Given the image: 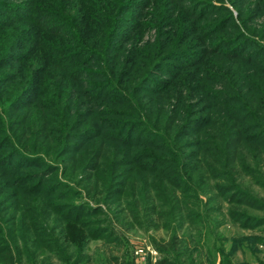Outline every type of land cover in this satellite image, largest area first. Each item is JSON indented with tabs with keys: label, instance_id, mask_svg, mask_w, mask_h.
Masks as SVG:
<instances>
[{
	"label": "rangeland",
	"instance_id": "1",
	"mask_svg": "<svg viewBox=\"0 0 264 264\" xmlns=\"http://www.w3.org/2000/svg\"><path fill=\"white\" fill-rule=\"evenodd\" d=\"M191 2L0 0V100L11 105L0 104V228L25 233L26 249L71 263L73 208L98 234L94 263L127 247L153 264L123 217L135 188L190 196L233 264H264V140L247 137L264 129V73L222 54L199 61L211 43L264 62V0H193L195 15ZM137 133L154 136L127 144Z\"/></svg>",
	"mask_w": 264,
	"mask_h": 264
},
{
	"label": "trees",
	"instance_id": "2",
	"mask_svg": "<svg viewBox=\"0 0 264 264\" xmlns=\"http://www.w3.org/2000/svg\"><path fill=\"white\" fill-rule=\"evenodd\" d=\"M189 10L192 11V14L195 15L193 0L190 4L186 6ZM109 38V37H108ZM85 41L80 43L85 44ZM222 45L214 46L211 43L207 44V47L203 49V53L200 56V62L204 63L208 56H218L222 54L227 56L228 59H234L247 63L250 66H253L261 73H264V62L261 60H256L252 62V58L248 59L241 54H234L229 50H223ZM14 50V49H13ZM4 55V54H2ZM15 60L14 54H11L9 62ZM233 61V60H230ZM195 62L193 65H196ZM247 67V65H245ZM21 98H17L15 103L19 102ZM0 104L3 108L10 105V101L0 100ZM5 105H3V104ZM11 106V105H10ZM250 131V130H248ZM260 134H255L252 136V132L247 134V137H251V140L254 143L261 142L264 140V129L261 130ZM96 130L93 131L92 137L96 134ZM145 133H137L136 140H133L132 137L127 138L126 143L131 145L139 142H149L153 139V135L148 139L146 138ZM123 139V137L121 138ZM262 139V140H261ZM237 140L234 139L235 144ZM262 144V142H261ZM15 151H18L20 148L14 147ZM15 151H12L8 155L10 158H3V160L10 159L12 160L15 157ZM212 157L211 162H208L209 165L213 168H217L214 163V156L211 153ZM1 158V157H0ZM1 161V160H0ZM150 168V167H149ZM12 174H9L11 177ZM232 187L237 188L236 185L231 182ZM238 186V185H237ZM231 187V188H232ZM234 188L233 191H234ZM238 192L233 193L230 196V201L239 199V187L237 188ZM236 189V191H237ZM228 191V190H227ZM95 190H93V193ZM96 193V192H95ZM242 194V193H241ZM155 199H161L162 205H159L155 202ZM241 200V199H240ZM179 201L182 202L180 206ZM124 208L122 210L123 217L128 221L127 224L138 227L143 231L147 239V244H149L156 251V258L153 264H233L232 257L234 256L235 251L233 245L219 244V239L223 237H217L215 235V229L218 226L213 224L208 218L207 215H202L201 209L193 210L194 205L190 202V196L186 195L182 198H179L173 194L161 196L158 192L154 194H149L145 190H137L135 188L128 189L124 194ZM212 209L216 208H207L203 211L210 212ZM74 213V209H71V263H68L59 258L60 262L63 264H98L94 263V255L90 252H86V246L89 239H96L98 234L91 232L85 228V225L80 224L79 218H77ZM120 218V217H119ZM217 223V222H216ZM21 225V224H19ZM0 244L3 245V248L0 249V262L1 264H16L21 263L23 258L20 256L22 252L29 255L32 264H53L51 259L50 252L47 256H37L39 249H43L41 246L33 250L26 249L25 242L27 236L25 233L13 234V232L4 230L0 228ZM152 230V232L150 231ZM163 233H158V231ZM154 231V232H153ZM149 232V233H148ZM21 239L23 246L21 251H16L11 246V239ZM30 239L34 236H29ZM35 239V238H34ZM122 244V242H120ZM26 250H25V249ZM228 248V249H225ZM19 252V253H18ZM114 253V252H113ZM231 257V258H230ZM109 264H137L134 256H130L129 250L126 247V250L109 256Z\"/></svg>",
	"mask_w": 264,
	"mask_h": 264
}]
</instances>
